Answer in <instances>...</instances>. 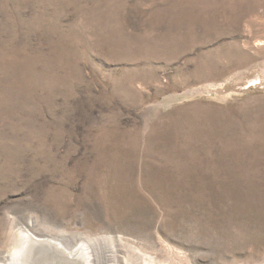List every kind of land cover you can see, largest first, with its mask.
<instances>
[{
	"label": "rangeland",
	"instance_id": "374dc122",
	"mask_svg": "<svg viewBox=\"0 0 264 264\" xmlns=\"http://www.w3.org/2000/svg\"><path fill=\"white\" fill-rule=\"evenodd\" d=\"M37 238L264 264V0H0V264Z\"/></svg>",
	"mask_w": 264,
	"mask_h": 264
},
{
	"label": "bare ground",
	"instance_id": "6f19581e",
	"mask_svg": "<svg viewBox=\"0 0 264 264\" xmlns=\"http://www.w3.org/2000/svg\"><path fill=\"white\" fill-rule=\"evenodd\" d=\"M25 239L26 238H29V235L27 237V235L25 234L23 236ZM23 238V239H24ZM70 238V237H69ZM33 240V239H32ZM35 241V240H33ZM41 241V242H40ZM36 242H39V243H42V244H45V245H50L52 246L56 252H58V254L62 255L63 257H61L59 263L61 264H95L94 261H90L91 258H90V255L87 256V252L89 251L92 252L93 254V251H95V249L93 248V245L90 244L89 247H90V250L85 248V250L83 248H76V250H72V249H68V248H65V246L61 243V242H58L57 240H53L52 238L51 239H43V238H37ZM113 249L116 248V245L113 244L112 245V241L108 240L106 241ZM67 247V246H66ZM22 250V249H20ZM29 250V249H28ZM96 251H99V250H96ZM95 251V252H96ZM100 252V251H99ZM51 253V252H50ZM70 253V254H69ZM98 253V252H97ZM49 254V253H48ZM95 254V253H94ZM18 254H14L12 257L13 258H16ZM96 255V254H95ZM36 256V255H35ZM57 256V255H56ZM142 256V255H141ZM66 257V258H65ZM92 257V255H91ZM95 258V257H94ZM141 258V257H140ZM101 259V258H100ZM143 260V259H142ZM50 261V260H49ZM93 262V263H92ZM96 264H99L101 261L99 259H97L96 257V260H95ZM106 262V261H105ZM142 262V261H141ZM54 263V262H53Z\"/></svg>",
	"mask_w": 264,
	"mask_h": 264
}]
</instances>
